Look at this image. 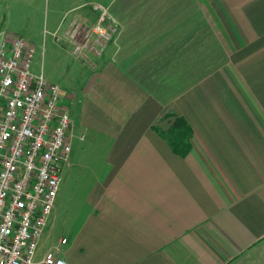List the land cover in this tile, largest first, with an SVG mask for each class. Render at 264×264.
I'll return each instance as SVG.
<instances>
[{
	"label": "crops",
	"instance_id": "0c3cea01",
	"mask_svg": "<svg viewBox=\"0 0 264 264\" xmlns=\"http://www.w3.org/2000/svg\"><path fill=\"white\" fill-rule=\"evenodd\" d=\"M50 2L53 29L70 6L116 33L57 83L77 186H58L37 257L58 245L69 264H264V0ZM167 114L192 128L184 156L153 128Z\"/></svg>",
	"mask_w": 264,
	"mask_h": 264
},
{
	"label": "built area",
	"instance_id": "2783aa9c",
	"mask_svg": "<svg viewBox=\"0 0 264 264\" xmlns=\"http://www.w3.org/2000/svg\"><path fill=\"white\" fill-rule=\"evenodd\" d=\"M104 19L102 13L91 26L67 28L74 53H101L116 33ZM25 46L18 36L0 40V264H69L58 245L36 255L70 151L71 120L59 86L30 72L32 48Z\"/></svg>",
	"mask_w": 264,
	"mask_h": 264
},
{
	"label": "rangeland",
	"instance_id": "374dc122",
	"mask_svg": "<svg viewBox=\"0 0 264 264\" xmlns=\"http://www.w3.org/2000/svg\"><path fill=\"white\" fill-rule=\"evenodd\" d=\"M51 4L50 0H33L34 13L30 16L22 14V5L19 0H2L0 4V40L5 34L8 35V32L23 38L27 42H25L26 49L32 48L29 62L30 72L35 75L41 72L46 80L57 84L62 76L72 75L75 78V73L79 69L71 68V62L74 59H79L77 61L82 64V58L85 57L84 50L73 52L74 44L67 41L65 31L74 24L80 28L91 25L84 23L82 18L76 17L77 7L65 6L59 21L60 25L58 28H51L49 21L45 19ZM61 46L66 51L63 56H60L59 47ZM87 68L89 69V67ZM57 85L59 86V84ZM58 186H77L73 184L71 179L69 183V171L66 169V162L59 171ZM54 233L58 232L55 230ZM56 235L51 234V237H56ZM42 238H40L39 246L43 242Z\"/></svg>",
	"mask_w": 264,
	"mask_h": 264
},
{
	"label": "trees",
	"instance_id": "16d2710c",
	"mask_svg": "<svg viewBox=\"0 0 264 264\" xmlns=\"http://www.w3.org/2000/svg\"><path fill=\"white\" fill-rule=\"evenodd\" d=\"M160 124L162 126L153 128L167 140L174 152L184 156L190 149L192 136V128L186 119L180 115L167 114L161 119Z\"/></svg>",
	"mask_w": 264,
	"mask_h": 264
}]
</instances>
